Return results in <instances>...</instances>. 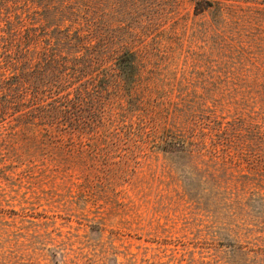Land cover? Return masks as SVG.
I'll return each mask as SVG.
<instances>
[{
    "label": "rangeland",
    "instance_id": "obj_1",
    "mask_svg": "<svg viewBox=\"0 0 264 264\" xmlns=\"http://www.w3.org/2000/svg\"><path fill=\"white\" fill-rule=\"evenodd\" d=\"M13 74L0 264H264V0H0Z\"/></svg>",
    "mask_w": 264,
    "mask_h": 264
},
{
    "label": "trees",
    "instance_id": "obj_2",
    "mask_svg": "<svg viewBox=\"0 0 264 264\" xmlns=\"http://www.w3.org/2000/svg\"><path fill=\"white\" fill-rule=\"evenodd\" d=\"M0 85V106L16 108L17 105L25 103V99L27 100L29 91L26 89L27 86L18 80V74L4 76L0 79Z\"/></svg>",
    "mask_w": 264,
    "mask_h": 264
}]
</instances>
